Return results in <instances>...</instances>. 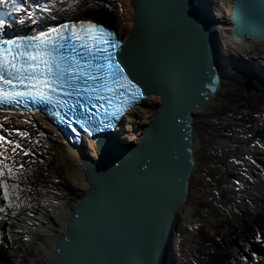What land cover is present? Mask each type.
Segmentation results:
<instances>
[{
  "label": "water",
  "instance_id": "obj_1",
  "mask_svg": "<svg viewBox=\"0 0 264 264\" xmlns=\"http://www.w3.org/2000/svg\"><path fill=\"white\" fill-rule=\"evenodd\" d=\"M128 2L131 28L117 60L142 97L159 103L135 142L109 130L88 137L99 156L79 159L85 188L40 264L165 262L197 165L194 116L221 87L214 27L264 39V0H232L229 23L210 16L208 0Z\"/></svg>",
  "mask_w": 264,
  "mask_h": 264
},
{
  "label": "rangeland",
  "instance_id": "obj_2",
  "mask_svg": "<svg viewBox=\"0 0 264 264\" xmlns=\"http://www.w3.org/2000/svg\"><path fill=\"white\" fill-rule=\"evenodd\" d=\"M70 2L71 0H63L61 3V0H56V7L60 9ZM76 3L79 6L75 7L70 16L108 10L115 16L117 23H129L131 18L128 0H76ZM11 7V0H5L0 5V16ZM218 7H222L220 0H209L207 3V8L213 12ZM20 15L22 14L9 13V18H6L13 25V31L28 30V27L33 26L20 25ZM227 46L228 44L224 47ZM224 54L227 56L228 52L224 51ZM220 56L224 58L221 53ZM237 57L232 55V62L218 61L221 87L212 101L194 116L197 165L190 177L185 206L190 215L187 224L182 222L179 225L178 219L174 230V233L181 235L179 247L188 249L191 242L198 239L195 231H192V224L198 214L205 211V216L209 219L210 235L205 240L202 254L192 264H221L220 259L224 255H228L224 264H232L234 260H240L242 264H257L258 260H264V230H251L250 227L252 219L264 210V191L257 199L242 197L239 193L242 187L235 182L244 183L242 177L248 166L244 161L248 154L241 152V147L252 145L253 140L260 136L264 141V78L254 69L253 64ZM245 79H249L251 83L248 92L243 88ZM146 97L147 100L139 104L138 108L124 115L115 135L119 131L121 135L118 136L123 134L124 140L135 142L134 138L148 124L155 108L152 98L148 100L154 96ZM5 129L7 131L4 130L0 135L4 134L7 139L17 142L13 136L17 132L12 131L10 126ZM36 134V147L21 146L14 154L13 145H5V155L9 158L6 163L14 166L13 171L18 176V179L8 181L10 184L18 183L19 186L18 198L13 195L11 200L13 204L18 203L20 206L10 208L11 213L16 212V215L11 219L12 237L9 245L0 241V264H31L32 260L33 264H40L44 260L43 251H37L35 246L44 237L35 235L34 241H27L26 236L18 229L16 218L30 212L37 219L36 214L41 211L44 200L51 203V199L58 193H62L60 199L71 210L84 189L73 177L74 171L79 168L68 157L66 147L60 144L59 135L42 129L37 130ZM231 141L236 142L234 146H230ZM23 150H27L29 154L24 155ZM236 160L241 163H235ZM180 219L183 221V218ZM226 223L234 227L229 228L230 224ZM52 227L55 232L59 230L57 223ZM258 235L261 236L259 241ZM253 253L256 254L255 258Z\"/></svg>",
  "mask_w": 264,
  "mask_h": 264
},
{
  "label": "snow or ice",
  "instance_id": "obj_3",
  "mask_svg": "<svg viewBox=\"0 0 264 264\" xmlns=\"http://www.w3.org/2000/svg\"><path fill=\"white\" fill-rule=\"evenodd\" d=\"M4 3L5 0H0V5ZM11 3L9 11L0 16V112H31L37 108L52 115L55 109L61 122L65 116L71 117L67 124L74 133L75 123L91 136L94 131L112 127L113 119H119L143 95L125 74L124 61L117 60L120 43L113 33L94 20L70 18L79 6L76 0L60 9L56 0H11ZM9 13H21L18 23L34 27L13 32V25L6 19ZM189 27L196 31L194 25ZM3 122H9L7 116ZM3 128L4 123H0V129ZM12 131L28 136L26 131ZM5 145H13L14 154L21 148L18 142L0 135V198L4 201L0 213L20 206L11 200L13 195L18 198L19 186L8 181L18 176L14 166L6 163L9 158ZM23 154L29 153L23 150ZM257 240H261L260 235ZM252 255L255 258L256 254Z\"/></svg>",
  "mask_w": 264,
  "mask_h": 264
},
{
  "label": "bare ground",
  "instance_id": "obj_4",
  "mask_svg": "<svg viewBox=\"0 0 264 264\" xmlns=\"http://www.w3.org/2000/svg\"><path fill=\"white\" fill-rule=\"evenodd\" d=\"M220 1H222V7H218L216 12H213L207 8L208 13L211 17L220 22L229 23L232 0ZM73 17L90 19L101 24L109 25L114 30L115 37L119 41H122L125 38L131 28L130 20L129 23H117L115 16L108 10H102L98 13H94V11L83 12L78 15L75 14L70 16V18ZM32 27H34V25ZM214 34L219 61L223 60L225 63L229 60L232 62L233 58H231V56L237 55V59H244L246 63L253 64L254 69L258 71V73L260 72V75L264 78V39L251 37L238 38L234 36L230 27H222L220 25H216L214 27ZM227 44V48L224 47ZM224 51H226V53L228 52L227 56L224 54ZM220 53L224 55V58H222L223 56H220ZM242 62L244 61L242 60ZM151 98L153 102L152 105L155 107L158 104L159 98L154 96L148 98V100ZM145 99L147 100L146 96L139 102V104L143 103ZM139 104L132 106L126 112L138 108ZM147 112L149 113V111ZM5 116L8 117L9 122H3V117ZM123 119L124 118H122V120ZM0 123H4V128L0 129V133L4 132V129L7 126H10L12 129H19L20 131L28 132V136H20L18 133L13 135L14 139H16L17 142L23 147H36V133L39 129L45 130L47 132L53 131L57 133V135H59L58 137L60 138V144L66 147V153L68 157L72 159L75 162V165L79 168L78 171H74L73 177L75 181L81 183L85 188L82 178L83 167L79 163V159L83 155H87L92 160H96L99 156V151L95 148V145L91 140H85L84 138V140H82L78 146L69 144L48 121H46L40 114L36 112H0ZM45 123L46 125H44ZM119 125H121V119L116 125L115 130ZM116 135L121 134L118 131ZM119 137L122 138L123 134ZM134 139L137 141V137ZM235 143L236 142L231 141L230 146H234ZM240 151L248 154V159H244L248 166L245 170V176L243 175L242 177V179L245 180L244 183H239V187H242V189L239 190V193L242 195V197L257 199L260 193L264 191V141H262L260 136L259 138L253 140L252 145L242 146ZM253 160L255 163H252ZM58 194L59 195L54 196L51 199V203H47L44 200V203H42L43 206L41 205V211L36 214L37 219H34L35 217H33L30 212L21 214L16 218L18 229L27 237V241H34L35 235H42L44 237V240L38 241L37 245L35 246L37 251H43V258H45L50 252L53 242L63 229L65 219L70 212V209L66 206L65 201L60 199L62 193ZM186 209L187 208L184 207L178 214V219L180 220L179 225H182V222L185 224L188 222V215H190V212L186 211ZM183 211H185V213H183ZM204 212L205 211H201L192 224V231H195V237L198 236V239L196 241H192L188 249H186V247H179L181 235H179L177 232L173 233L171 238L170 254L165 256V262L162 264H192L195 259L202 254L205 246V240L210 235V230L208 229L209 219L206 218ZM180 218H183V221ZM54 223H57L59 228V230L56 232L52 227ZM178 248H182V250H179ZM33 262L34 260H32L31 264H33ZM257 264H264V260H258Z\"/></svg>",
  "mask_w": 264,
  "mask_h": 264
},
{
  "label": "trees",
  "instance_id": "obj_5",
  "mask_svg": "<svg viewBox=\"0 0 264 264\" xmlns=\"http://www.w3.org/2000/svg\"><path fill=\"white\" fill-rule=\"evenodd\" d=\"M4 201L2 198H0V205H2ZM13 218V215L10 211V208L7 209L6 213H0V241L4 242L6 245H9V239L12 237V231H11V219ZM254 219V220H253ZM252 219V223L250 227L253 229H258V231L264 230V210L257 215V217ZM230 224V223H226ZM234 227L232 224H230L229 228ZM230 255V254H229ZM228 256V255H227ZM227 256H222L220 259V263L224 264L225 259ZM226 257V258H225ZM232 264H242L240 260H234V263Z\"/></svg>",
  "mask_w": 264,
  "mask_h": 264
}]
</instances>
